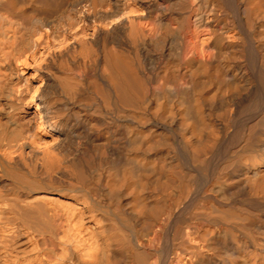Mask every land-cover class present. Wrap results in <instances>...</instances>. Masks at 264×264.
<instances>
[{
  "label": "bare ground",
  "instance_id": "obj_1",
  "mask_svg": "<svg viewBox=\"0 0 264 264\" xmlns=\"http://www.w3.org/2000/svg\"><path fill=\"white\" fill-rule=\"evenodd\" d=\"M0 264H264V0H0Z\"/></svg>",
  "mask_w": 264,
  "mask_h": 264
}]
</instances>
